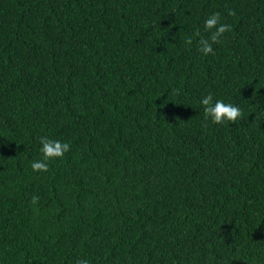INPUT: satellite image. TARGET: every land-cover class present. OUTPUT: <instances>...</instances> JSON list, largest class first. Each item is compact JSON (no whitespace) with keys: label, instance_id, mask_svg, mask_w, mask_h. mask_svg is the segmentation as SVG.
<instances>
[{"label":"trees","instance_id":"obj_1","mask_svg":"<svg viewBox=\"0 0 264 264\" xmlns=\"http://www.w3.org/2000/svg\"><path fill=\"white\" fill-rule=\"evenodd\" d=\"M78 259L264 264V0H0V264Z\"/></svg>","mask_w":264,"mask_h":264},{"label":"clouds","instance_id":"obj_2","mask_svg":"<svg viewBox=\"0 0 264 264\" xmlns=\"http://www.w3.org/2000/svg\"><path fill=\"white\" fill-rule=\"evenodd\" d=\"M230 15L234 13H229ZM204 30L210 35L208 37H199L198 51L203 56H208L213 53V45L220 43L223 35L231 31L228 24L221 22L220 13L214 12L208 16L204 21ZM192 37H187L186 44H191ZM199 104L203 108L206 119L213 124L232 123L240 116L242 109L231 102H225L222 99H214L212 94L203 95L199 99ZM40 153L42 158L35 160L31 163L30 167L34 172L48 171L49 163L62 158L69 150V145L60 140L51 139L47 136H41L39 139ZM38 197L33 198V203L36 202ZM76 264H88L87 260L78 259Z\"/></svg>","mask_w":264,"mask_h":264}]
</instances>
